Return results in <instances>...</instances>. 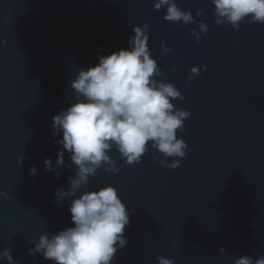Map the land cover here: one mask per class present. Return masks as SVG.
<instances>
[{"label":"water","instance_id":"water-1","mask_svg":"<svg viewBox=\"0 0 264 264\" xmlns=\"http://www.w3.org/2000/svg\"><path fill=\"white\" fill-rule=\"evenodd\" d=\"M153 3L0 0V250L10 249L19 264H54L28 250L40 235L74 226L70 201L58 205L54 196L75 174L69 154L60 169L43 164H55L63 151L51 122L70 106V80L99 56L128 49L133 26L144 23L150 58L163 73L157 79L172 83L184 97L171 101L174 107L190 112L177 131L188 148L175 170L161 167L165 158L151 147L132 165L113 148L108 155L119 173L101 168L89 179L88 191L112 186L129 212L127 244L112 264H157V257L233 264L264 256V25L246 19L236 31L216 26L211 0H175L194 23L173 24ZM200 21L208 32L197 43L190 30ZM161 41L170 53L161 55ZM201 65L206 69L186 84Z\"/></svg>","mask_w":264,"mask_h":264},{"label":"clouds","instance_id":"clouds-1","mask_svg":"<svg viewBox=\"0 0 264 264\" xmlns=\"http://www.w3.org/2000/svg\"><path fill=\"white\" fill-rule=\"evenodd\" d=\"M211 4L216 26H231L236 31L246 19L248 23L264 25V0H211ZM162 8L167 22L194 23L192 14L182 11L175 0H154L153 9ZM202 15V11L196 12V16ZM148 27L147 23L133 26L128 49L99 56L95 66L78 69L70 80V106L61 109L51 122V134L54 138L61 136L57 143L63 151L57 153L55 164L50 159L43 164L45 171L60 169L65 166V152L69 154L71 164L67 168L75 174L68 178V189H57L54 196L58 205L70 201L74 226L52 235H40L28 250L29 255H40L54 264H112L118 249L127 244L124 229L129 224V212L112 186L88 191L89 179L101 168L113 175L119 173L116 162L108 155L113 148L126 165L138 163L148 147L165 158L159 164L170 170L177 169L185 157L188 145L177 138V131L182 130L190 112L176 109L171 101H182L184 97L172 83L157 79L163 73L150 58ZM197 28L198 31L191 29L190 35L199 43L208 27L200 21ZM160 47L161 55L172 51L163 41ZM205 69L204 65L199 69L192 67L186 84ZM22 162L17 160L18 164ZM35 173V168L30 169V176ZM54 176L58 177L59 172H54ZM0 261L19 264L8 248L0 250ZM157 264L175 262L157 257ZM233 264H264V256L253 259L244 255Z\"/></svg>","mask_w":264,"mask_h":264}]
</instances>
